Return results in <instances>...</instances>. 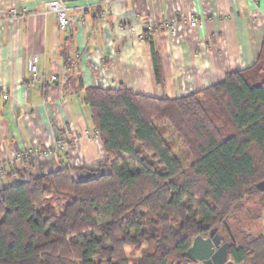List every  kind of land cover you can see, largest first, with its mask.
I'll return each mask as SVG.
<instances>
[{
  "label": "trees",
  "instance_id": "obj_1",
  "mask_svg": "<svg viewBox=\"0 0 264 264\" xmlns=\"http://www.w3.org/2000/svg\"><path fill=\"white\" fill-rule=\"evenodd\" d=\"M84 103L110 172L0 190V264H201L186 253L213 230L234 264H264V39L252 67L190 96L96 87Z\"/></svg>",
  "mask_w": 264,
  "mask_h": 264
},
{
  "label": "crops",
  "instance_id": "obj_2",
  "mask_svg": "<svg viewBox=\"0 0 264 264\" xmlns=\"http://www.w3.org/2000/svg\"><path fill=\"white\" fill-rule=\"evenodd\" d=\"M45 1L0 0V161H11L0 190L18 177L58 169L67 168L76 181L110 172L100 139L45 151L59 137L94 127L87 88L187 97L252 67L264 39V0L66 1L85 8L69 13L66 30ZM194 19L200 24L192 26ZM174 20L171 34L164 24ZM151 24L159 29L147 39L142 32ZM34 56L37 81L30 73ZM29 149L33 159L18 163ZM257 228L264 233V213Z\"/></svg>",
  "mask_w": 264,
  "mask_h": 264
},
{
  "label": "built area",
  "instance_id": "obj_3",
  "mask_svg": "<svg viewBox=\"0 0 264 264\" xmlns=\"http://www.w3.org/2000/svg\"><path fill=\"white\" fill-rule=\"evenodd\" d=\"M45 8L49 12L56 13L57 18H58V27L60 30H66L67 27L70 24L69 20V13L71 11H74L75 9H81V11H84V7L82 8H76L74 6H70L69 3H67L64 0H47L44 3ZM12 14H15L16 11L13 10L11 11ZM200 24V21L198 19H194L191 21L192 26H197ZM165 27H167L168 31L171 34H174L177 30V21L174 20L172 23L164 24ZM159 29L158 25L151 24L145 28V30L142 32V35L145 36V38L149 39L154 36V33L156 30ZM134 28H131L129 31H134ZM39 59L38 56L32 57V60L30 62V73L33 81H37L39 78L38 75V63ZM56 77L52 78V81H55ZM6 97V95H4ZM86 139L89 142H94L96 143L100 139V131L97 130L95 127L89 130H85L83 135H75L73 133L67 134L65 137H59L56 140V143L54 146L45 149L47 154H51L55 150L59 149H64L66 145L68 144H75L77 142H81L83 139ZM36 151L35 149H29L25 151L24 153L20 154L17 158L16 161L18 163L20 162H30L33 157L35 156ZM11 161L7 162H2L0 161V175H6L8 173V169L10 167Z\"/></svg>",
  "mask_w": 264,
  "mask_h": 264
},
{
  "label": "water",
  "instance_id": "obj_4",
  "mask_svg": "<svg viewBox=\"0 0 264 264\" xmlns=\"http://www.w3.org/2000/svg\"><path fill=\"white\" fill-rule=\"evenodd\" d=\"M257 189L264 192V181L257 184ZM226 227L234 240L230 227ZM229 248L230 242L225 241L222 235L213 230L206 238L196 237L186 254L201 264H234L228 259Z\"/></svg>",
  "mask_w": 264,
  "mask_h": 264
},
{
  "label": "rangeland",
  "instance_id": "obj_5",
  "mask_svg": "<svg viewBox=\"0 0 264 264\" xmlns=\"http://www.w3.org/2000/svg\"><path fill=\"white\" fill-rule=\"evenodd\" d=\"M16 180H20L19 177H18ZM6 182H7V180H6ZM15 182H16L15 180L8 181V182L5 184V186H6V185L14 184ZM252 233L254 234L253 231H252ZM140 257H141V255H139V254H136V255L132 256V257H131L132 262L137 261Z\"/></svg>",
  "mask_w": 264,
  "mask_h": 264
}]
</instances>
